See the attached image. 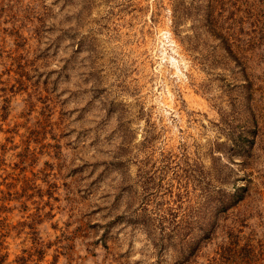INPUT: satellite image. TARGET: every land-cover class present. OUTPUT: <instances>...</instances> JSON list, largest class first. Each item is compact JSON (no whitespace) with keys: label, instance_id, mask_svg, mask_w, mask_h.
I'll list each match as a JSON object with an SVG mask.
<instances>
[{"label":"rangeland","instance_id":"374dc122","mask_svg":"<svg viewBox=\"0 0 264 264\" xmlns=\"http://www.w3.org/2000/svg\"><path fill=\"white\" fill-rule=\"evenodd\" d=\"M0 264H264V0H0Z\"/></svg>","mask_w":264,"mask_h":264}]
</instances>
